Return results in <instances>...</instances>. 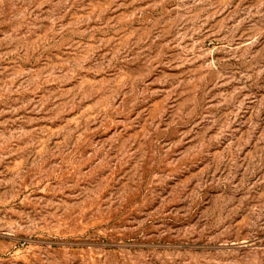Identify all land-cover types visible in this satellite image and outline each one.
I'll return each instance as SVG.
<instances>
[{
    "label": "rangeland",
    "instance_id": "1",
    "mask_svg": "<svg viewBox=\"0 0 264 264\" xmlns=\"http://www.w3.org/2000/svg\"><path fill=\"white\" fill-rule=\"evenodd\" d=\"M0 264H264V0H0Z\"/></svg>",
    "mask_w": 264,
    "mask_h": 264
}]
</instances>
